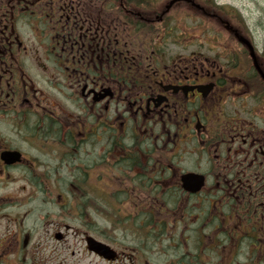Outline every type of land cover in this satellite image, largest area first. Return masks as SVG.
I'll return each instance as SVG.
<instances>
[{"label": "flooded vegetation", "instance_id": "1", "mask_svg": "<svg viewBox=\"0 0 264 264\" xmlns=\"http://www.w3.org/2000/svg\"><path fill=\"white\" fill-rule=\"evenodd\" d=\"M20 181L37 220L4 227L0 197V264H187L198 233L264 264V0H0V183Z\"/></svg>", "mask_w": 264, "mask_h": 264}, {"label": "rangeland", "instance_id": "2", "mask_svg": "<svg viewBox=\"0 0 264 264\" xmlns=\"http://www.w3.org/2000/svg\"><path fill=\"white\" fill-rule=\"evenodd\" d=\"M224 1V0H223ZM237 4H243L246 0H235ZM34 192L31 191L30 186L26 181L24 182H15L12 184H4L3 182L0 183V197L4 198L6 197V201L3 203L7 207L3 212V226L6 227V225L9 224H15V218L17 219V215L21 217L20 221L23 222L24 229L33 227V222L37 220L35 213H29V211H36V204L38 202L34 201L35 198L33 197ZM49 197V195H48ZM2 202V200H1ZM48 203L47 201H45ZM2 203V204H3ZM2 223H1V217H0V233L2 230ZM11 229L14 228V225L10 227ZM37 230L39 231L40 228L37 227ZM118 235V234H113ZM36 236V235H35ZM38 237V236H36ZM53 242H48L47 244H42L41 248H43V251L48 252L51 248H48L50 244H53ZM109 244V243H108ZM112 246V248L116 249L117 247L113 244H109ZM119 251V250H118ZM150 259V258H149ZM151 261L155 260V257H152L150 259ZM127 264V263H122Z\"/></svg>", "mask_w": 264, "mask_h": 264}, {"label": "trees", "instance_id": "3", "mask_svg": "<svg viewBox=\"0 0 264 264\" xmlns=\"http://www.w3.org/2000/svg\"><path fill=\"white\" fill-rule=\"evenodd\" d=\"M107 209L111 210L112 207L110 205H107ZM110 213H113L112 211ZM118 213V212H117ZM117 213L116 216L111 221L105 222V232H110L113 229L117 230L118 228H123V225H121V221L118 220ZM111 217V216H110ZM110 224V225H108ZM119 224V226H118ZM125 227V225H124ZM110 229V230H109ZM193 244H192V252L189 257H187V264H217L215 253L212 249L211 244L205 240V236L201 237V233H198L193 238ZM202 242V245H201ZM191 248V247H190ZM253 253L251 254L250 259L252 258ZM249 259V260H250Z\"/></svg>", "mask_w": 264, "mask_h": 264}, {"label": "water", "instance_id": "4", "mask_svg": "<svg viewBox=\"0 0 264 264\" xmlns=\"http://www.w3.org/2000/svg\"><path fill=\"white\" fill-rule=\"evenodd\" d=\"M182 184H183L185 190H189V191L191 189L188 186H190L192 184L194 186H196V189H199L203 185L202 179L200 177L194 176V175H185L182 178ZM89 245H90L91 251L96 252V253H100V255L108 257V259H110V260L113 259V256L110 253V249L108 247L106 248L102 245H99V244L93 243V242H90Z\"/></svg>", "mask_w": 264, "mask_h": 264}]
</instances>
